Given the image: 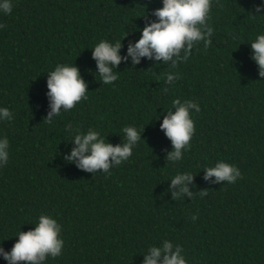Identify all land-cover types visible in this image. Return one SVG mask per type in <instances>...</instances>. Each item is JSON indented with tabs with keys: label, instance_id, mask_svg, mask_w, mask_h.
<instances>
[{
	"label": "trees",
	"instance_id": "16d2710c",
	"mask_svg": "<svg viewBox=\"0 0 264 264\" xmlns=\"http://www.w3.org/2000/svg\"><path fill=\"white\" fill-rule=\"evenodd\" d=\"M259 4L214 2L212 44L201 42L173 69L181 78L164 92L157 77L169 65L162 61L141 58L133 66L129 58L116 68L118 81L103 85L91 53L102 39L142 30L143 12L154 20L161 0H13L12 13L0 15V107L14 114L0 122V138L10 143L0 168V246L9 252L16 233L47 214L58 218L65 241L63 255L47 264H143L142 254L164 240L180 245L188 264H264V78L249 45L264 32V18L249 15L264 14L255 12ZM139 38V31L128 35L119 54ZM58 63L74 64L89 93L49 124L47 73ZM177 98L199 102L201 111L193 114L190 151L173 165L165 160L172 146L160 114ZM69 123L100 131L113 146L123 142L121 128L134 125L145 128L144 141L110 176L94 175L65 159L75 147ZM221 160L242 178L205 180L203 167ZM178 171L194 175L192 199L173 200L168 189Z\"/></svg>",
	"mask_w": 264,
	"mask_h": 264
},
{
	"label": "clouds",
	"instance_id": "9594fccd",
	"mask_svg": "<svg viewBox=\"0 0 264 264\" xmlns=\"http://www.w3.org/2000/svg\"><path fill=\"white\" fill-rule=\"evenodd\" d=\"M162 7L152 12L154 20H148L146 11L142 18L147 22L142 30L132 28V31L124 35L122 40L110 42L102 39L97 42L92 50V58L96 62L97 72L94 73L103 85H113L119 79L118 65L131 58L132 65L140 63L141 58L152 61H162L169 65V71L157 79H163L167 86L174 85L181 77L178 72L172 71L179 64L187 62L193 55V50L202 42L205 49L211 44L214 29L210 24L213 3L218 0H161ZM144 9V8H143ZM13 10V0H0V15H10ZM145 10V9H144ZM256 13H264V0L255 6ZM252 18H264V14ZM6 26L0 24V30ZM136 31L140 32V38L135 43L129 42L125 56L119 53L123 47L122 41ZM251 59L257 65L259 77L264 78V32L256 35L250 44ZM159 65V64H158ZM47 97L50 112L45 119L49 124L56 117L74 109L78 103L87 101V85L80 75L79 69L74 64H56L54 69L47 73ZM201 111L199 102L193 100L173 99L171 109L162 111V123L160 129L171 141L172 150L167 153L165 160L173 165L181 162L184 155L190 151L191 141L196 131L193 118L194 113ZM160 119V117H159ZM157 119V120H159ZM14 121V114L6 107H0V122ZM143 129L136 126H124L121 128L123 142L113 146L107 142V137L100 131L89 128L81 132L71 123L65 126V133L70 137L75 147L72 148L65 159L69 163H75L76 167L94 175L97 172L110 176L111 170L126 163L133 155V150L138 146ZM10 156V143L7 137L0 138V168L7 165ZM99 170V171H98ZM206 173L204 179L215 177L213 183L221 181L228 185L236 183L242 178V173L234 164L223 160L214 166L203 167ZM93 175V176H94ZM191 172H177L171 177L173 200H181L184 197L192 199L193 193L189 191L187 184L193 179ZM177 189L172 191V189ZM199 195H207V191ZM195 221L196 216H192ZM34 227L27 232L19 230L15 237L16 242L9 252L0 246V258L7 264H47L49 259L56 260L63 255L65 241L61 236L62 225L58 218L51 215H38ZM143 256V264H188L184 250L180 245H174L164 240L159 246H150Z\"/></svg>",
	"mask_w": 264,
	"mask_h": 264
}]
</instances>
